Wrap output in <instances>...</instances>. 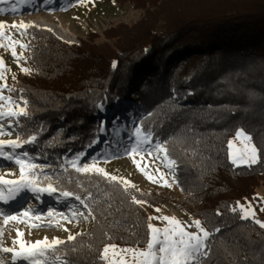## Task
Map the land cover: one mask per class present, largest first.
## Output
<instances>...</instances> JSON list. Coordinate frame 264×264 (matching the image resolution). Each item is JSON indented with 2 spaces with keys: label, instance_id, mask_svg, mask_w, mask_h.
I'll return each instance as SVG.
<instances>
[{
  "label": "trees",
  "instance_id": "1",
  "mask_svg": "<svg viewBox=\"0 0 264 264\" xmlns=\"http://www.w3.org/2000/svg\"><path fill=\"white\" fill-rule=\"evenodd\" d=\"M115 1L144 14L106 28L103 40L90 31L69 43L31 26L32 69L13 85L16 101L29 100V116L14 129L23 140L37 135L27 146L56 187L81 197L90 191L100 201H88L96 219L76 240H64L57 255L70 264H104L98 256L106 243L125 247L140 240L143 248L152 205L173 199L130 188L147 201L132 204L111 182L67 165L100 136L97 116H107L121 99L126 107L115 118L133 109L142 129L165 142L169 158L177 160L174 174L185 199L174 202L209 228L222 229L211 238L209 264H264V229L231 210L264 184V0ZM240 128L262 150L251 167L229 158L227 142Z\"/></svg>",
  "mask_w": 264,
  "mask_h": 264
},
{
  "label": "rangeland",
  "instance_id": "2",
  "mask_svg": "<svg viewBox=\"0 0 264 264\" xmlns=\"http://www.w3.org/2000/svg\"><path fill=\"white\" fill-rule=\"evenodd\" d=\"M24 2L30 3L31 7H22ZM15 9V10H13ZM144 14V9L137 8L132 3L121 4L115 0H0V22H5L4 37H0V57L5 61L4 65H0V73L4 75V81H0V86L5 82L13 88L14 82L22 75L28 74L21 71L22 67H27L30 70L32 66L29 62L28 48L22 49L19 44L14 41H19L21 44H28L31 39L30 27L37 26L47 28L51 30L56 36L61 38L57 31L62 32L69 40L63 39L69 43H78L81 38H86L90 31H96L100 34V39L103 40V31L120 22L134 23ZM48 23L53 27H47L44 24ZM15 23L20 25L21 23L29 26L27 35H20V29L12 28L11 25ZM12 48H15L17 55L21 54L27 59H21L19 65L17 60L11 55ZM16 79L13 80L12 77ZM4 96H12V92L7 90L0 93ZM134 94V93H133ZM134 96H136L134 94ZM13 97V96H12ZM13 100H15L13 98ZM16 101V100H15ZM126 101L121 99L117 100L115 105L108 109L107 116L103 118L98 117V121L101 123L100 136L96 137L90 144H88L82 152L83 154L80 163H91L94 160H98V167H103L110 174L121 177L130 182L131 185H135V189L156 192L160 195H168L173 199H166L164 203L158 206L161 211L159 213L151 210V216H170L175 217L177 220L190 224L193 220L199 219L189 210H183L178 207V204L174 202V199H185L184 195L180 192L178 184L173 181L174 166L169 161L163 159L164 153L157 151L152 152V157L149 158L146 154L134 153L136 163L144 166L148 165L147 171L154 177L155 180H159L160 183H154L149 181L144 174L137 169L136 164L133 163V156L123 155L119 158L113 157V153H123L125 146L132 147L136 141V137L133 135L136 127H141L139 122V114L133 109H129L126 113L127 116L122 118H115L116 114H122L119 110H123L126 107ZM0 111H7L9 108H14L18 111V107H15L8 101H0ZM20 106H23L20 104ZM105 108V104L102 105ZM11 119V118H8ZM7 123V120L5 121ZM242 129V128H240ZM151 133V132H150ZM248 133V132H247ZM152 134V133H151ZM144 135L141 133V138ZM23 142V139L16 132L11 130V134L0 135V140H18ZM230 140H234V147L240 146V141L235 138V134L231 136ZM158 143V142H156ZM155 148V144L152 145ZM27 152L29 153L28 159L30 162H34L38 165L47 166L41 160L35 158L30 151L27 144H24L22 148L11 149L5 146L4 152ZM230 152V150H229ZM77 154V155H78ZM75 156V158L77 157ZM143 155V159L141 156ZM105 157H111V159L105 160ZM70 156L67 159V165H70V160L75 159ZM259 158V156H258ZM45 167L37 169V174L41 171L50 175L49 171L45 170ZM159 168V172L156 169ZM161 173H163V179H161ZM0 177L9 180H15L19 178V166L14 161H9L3 157H0ZM52 177V176H51ZM42 179V177H41ZM163 180H167L171 187L161 186ZM53 184V187L57 189V192L52 194H41V199L36 200L33 198V194L25 190L22 192L16 200L9 202H0V212L10 213L17 215L18 219L8 220L5 222L4 217L0 215V264H29L28 261L15 256V252L19 251V242L28 244L29 242H35L36 240H42L48 237L49 241L53 238H60L66 240L71 234L75 236L77 233H81L90 224L89 218L87 221L82 216L77 219H73L71 223L64 219V214L69 218L72 217L73 210H78L87 214V210L83 208L79 201L72 197H63L60 195V190L56 187L54 178L48 181ZM41 186H46L42 184ZM8 186L0 185V188L6 190ZM33 201V202H31ZM242 204L251 203L252 209L249 216H255L253 218L264 222V184L256 188V193L253 198H246L240 201ZM34 203V204H33ZM28 208L35 209L36 214H41L40 219L36 220L34 214L30 212L29 217L20 215ZM258 209V210H257ZM52 211V216L49 217L47 213ZM157 227L168 226L164 221H151ZM34 224H41L47 226L33 227ZM67 228L68 231H64ZM189 231H197L194 227L188 229ZM17 231L22 232L23 236L18 237ZM14 241L16 243H14ZM118 245V244H117ZM3 248H13V253H5ZM109 257L112 258V264H116V260L126 259L127 264H133L131 260V254L127 257L123 256L117 251L116 256L109 252ZM54 257L48 255L46 257L47 264H52ZM25 261V263H24ZM44 264V261H42Z\"/></svg>",
  "mask_w": 264,
  "mask_h": 264
},
{
  "label": "snow or ice",
  "instance_id": "3",
  "mask_svg": "<svg viewBox=\"0 0 264 264\" xmlns=\"http://www.w3.org/2000/svg\"><path fill=\"white\" fill-rule=\"evenodd\" d=\"M82 3L83 0H80ZM15 10V9H13ZM12 28L20 29V35H27L29 26L27 24L21 23L17 25L13 23ZM5 22H0V37H4ZM50 31V30H49ZM14 43L19 44L20 48L27 49L28 44H21L19 41H14ZM11 55L19 62L21 59H27L22 54L17 55L15 48H12ZM5 61L0 57V65H4ZM112 67H117L116 62H113ZM21 71L23 73H28L31 70L27 67H22ZM3 73H0V81H4ZM13 80L16 79L15 76L12 77ZM17 91L13 89L6 82L0 86V93L3 91ZM19 91H23L22 89ZM0 101H8L12 103L15 107H18V111L14 108H9L7 111H0V135L11 134L13 127H19L22 121L20 117H28L29 112L27 111L29 100L23 96L19 97L18 101L13 100L12 96H4L0 94ZM22 104L23 106H20ZM2 107V105H0ZM11 118V119H8ZM7 120V123L5 121ZM144 135L141 138V133ZM137 139L132 147L125 146L123 153H113V157L119 158V156L130 155L133 156V163L136 164L137 169H139L144 176L151 182L160 183L159 180H155L152 175L146 170L148 165L136 163L134 153L146 154L149 158L152 157V152L157 151L158 153H164L163 159L169 161L170 152L168 147L165 146V142L156 143L152 134L148 132L147 129H142V127H136L133 134ZM235 138L240 141V146L238 148L234 147L235 141L229 140L227 146L230 150L229 158L233 165L235 166H246L251 167L258 162V156L262 154V150L258 149V146L254 143V137L247 133L245 129H237L235 132ZM37 140V135L32 134L29 138L24 139L23 142L18 140H0V157H3L9 161H14L16 165L19 166V178L15 180L4 179L0 177V185L8 186L5 189L0 188V202H9L16 200V198L25 190L33 194V198L36 200L41 199V194L47 193L52 194L57 192V189L53 187V184L48 182L52 177L43 171L37 174V169H43L45 166L38 165L34 162H30L28 159L29 153L27 152H11L5 153V146L10 147L11 149L22 148L24 144L33 143ZM155 144V148H153ZM83 154H78L75 159L70 160L71 167L77 172L85 175L93 174L100 176L104 179L105 182H111L117 191L122 189L123 194L126 199L130 200L132 204L136 205H145L146 200L138 198L137 194L130 190V188H135V185H131L129 181L124 178L117 177L116 175L110 174L103 167H98V160H94L91 163H80ZM111 159V157H105V160ZM143 159V155L141 156ZM171 165H176L177 160L172 158L170 161ZM159 172V168L156 169ZM163 173H161V179H163ZM42 177V179H41ZM173 181L179 184L178 177L173 174ZM46 186H41L45 184ZM163 187H171L168 184L167 180H163ZM183 190V189H182ZM139 190L137 189V192ZM60 195L63 197H71L75 194L70 190H62ZM107 195V194H105ZM110 198V197H109ZM75 199L80 202L84 209L87 210V214L80 212L78 210H73L72 217L61 214L64 216L65 220H68L69 223L73 219H77L82 216L85 221L89 218L95 220L94 215L95 209L92 208V205L88 203L91 200L94 204H99L100 201L96 199L95 195L88 191L84 197L80 195H75ZM111 207V205H109ZM154 211L159 213L161 209L155 207ZM239 209L241 213V219H249L250 211L252 205L250 202L247 204H242L240 201L236 202V205L232 207V211L235 212ZM30 212L34 214L35 219L39 220L41 214H36L35 209L28 208L27 210L20 213L24 217H29ZM52 211H49L47 215L52 216ZM0 215L4 217L5 222L8 220H17V215H12L10 213L0 212ZM216 215H222L219 209L216 211ZM147 220L149 221L146 224L147 228V238L143 241L144 247L141 248L140 240L133 242L132 246L122 247L115 243H106L102 250L99 252L98 259L103 261L104 264H112V258L109 257V252H112L113 256H116L117 251H119L123 256L127 257L128 254H131V260L133 264H209V258L213 254L214 246L211 244V238L217 233H220L222 229L218 226L215 228H209L207 222H202L199 219L193 220L190 224H185L182 221L177 220L175 217L170 216H148ZM164 221L168 226L163 228L155 226L151 221ZM261 229H264V222L260 220L255 221ZM33 227H41L47 225L34 224ZM195 228L197 231H189L188 229ZM64 231H68L67 228H64ZM82 235L77 233L76 236L69 235L67 242L76 240L77 236ZM17 236H23L22 232L17 231ZM113 237L108 236V240L111 241ZM66 241L61 240L56 237L49 241L48 237H45L42 240H36L35 242H29L25 244L24 242H19V251L15 252V256L21 259H24L29 262V264H47L46 257L52 255L54 257L52 264H70L69 261L63 259L62 256L57 255L60 252V245H66ZM14 243H16L14 241ZM76 248H71L69 251H76ZM5 253H13V248H3ZM116 264H127L126 259H120L119 257L116 260Z\"/></svg>",
  "mask_w": 264,
  "mask_h": 264
},
{
  "label": "bare ground",
  "instance_id": "4",
  "mask_svg": "<svg viewBox=\"0 0 264 264\" xmlns=\"http://www.w3.org/2000/svg\"><path fill=\"white\" fill-rule=\"evenodd\" d=\"M21 6L24 8V7H31V5H30V3H28V2H24V5H22L21 4ZM40 24H44L45 26H47V27H53V25H51V24H48V23H40ZM57 34L61 37V38H63V39H66V40H69L62 32H60V31H57ZM34 204V203H33ZM24 263H25V261H24Z\"/></svg>",
  "mask_w": 264,
  "mask_h": 264
},
{
  "label": "crops",
  "instance_id": "5",
  "mask_svg": "<svg viewBox=\"0 0 264 264\" xmlns=\"http://www.w3.org/2000/svg\"><path fill=\"white\" fill-rule=\"evenodd\" d=\"M258 210V209H257ZM252 217H255V216H252Z\"/></svg>",
  "mask_w": 264,
  "mask_h": 264
}]
</instances>
